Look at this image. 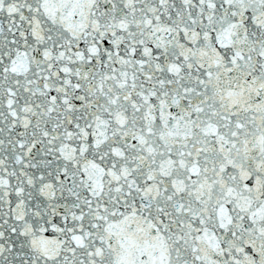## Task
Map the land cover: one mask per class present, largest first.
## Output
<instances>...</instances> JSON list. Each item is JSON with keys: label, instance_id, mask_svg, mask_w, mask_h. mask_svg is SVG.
I'll list each match as a JSON object with an SVG mask.
<instances>
[{"label": "snow or ice", "instance_id": "6c2138e0", "mask_svg": "<svg viewBox=\"0 0 264 264\" xmlns=\"http://www.w3.org/2000/svg\"><path fill=\"white\" fill-rule=\"evenodd\" d=\"M0 264H264V0H0Z\"/></svg>", "mask_w": 264, "mask_h": 264}]
</instances>
